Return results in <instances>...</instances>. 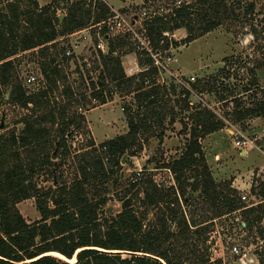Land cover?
Wrapping results in <instances>:
<instances>
[{
	"label": "trees",
	"instance_id": "1",
	"mask_svg": "<svg viewBox=\"0 0 264 264\" xmlns=\"http://www.w3.org/2000/svg\"><path fill=\"white\" fill-rule=\"evenodd\" d=\"M182 1L187 5L175 10L174 18L156 17L145 23L154 48L162 41L161 48L167 49L162 34L179 29L186 33L184 41L191 43L217 29L223 16L235 18V3L237 9L241 7L240 2L228 0ZM252 11L250 3L243 15ZM109 14L108 6L98 0H49L43 7L36 0H0V105L25 111L16 122L19 131L0 134V264H69L66 261L74 257V264H220L209 263L205 245L209 221L245 205L230 182H214L199 141L223 130L224 123L211 110L189 108L190 91L156 85L153 69L127 76L119 53L132 50L124 39L106 38L104 27L99 35L106 40L107 51L102 53L93 46L91 66L84 59L77 64L74 55L65 56L70 49L67 36L99 24ZM25 55L35 59L39 71L34 89L23 85L18 72ZM137 63L139 67L148 65L147 60ZM70 64L74 70L68 74ZM91 73H97L95 82ZM73 75L77 78L70 80ZM250 86L257 87L254 81ZM189 88L207 92L209 85L207 80H197ZM112 93L131 98L121 108L127 131L98 146L89 141V150L71 156L69 142L84 123L83 110L106 105ZM257 95L245 102L230 95L220 96L218 101L230 103V120L238 124L264 117V99ZM175 96L178 99L171 102L170 97ZM184 112L189 113V129L182 122ZM177 121L182 122L181 134L188 136L183 151L155 168L169 172L174 186L157 187L151 177L144 176V169L128 182V190L118 199L120 213L101 218V208L125 155L134 156L135 148L140 151L141 139L155 137L161 144L166 125ZM69 159L76 171L70 184L58 174ZM44 171L51 175L53 189L39 188L37 180ZM255 183L250 194L264 200V181ZM28 200L34 201L39 215L32 223L16 208ZM240 213L251 237L254 226L264 218V204ZM258 229L255 237L263 241L264 228ZM258 259L264 264V246Z\"/></svg>",
	"mask_w": 264,
	"mask_h": 264
},
{
	"label": "rangeland",
	"instance_id": "2",
	"mask_svg": "<svg viewBox=\"0 0 264 264\" xmlns=\"http://www.w3.org/2000/svg\"><path fill=\"white\" fill-rule=\"evenodd\" d=\"M41 5L48 1L37 0ZM173 0H162L151 2V7L165 6L171 4ZM229 2H240V9L234 6L235 18L223 16L221 25L209 34L197 40L186 43V33L183 29L176 30L174 41L172 42L171 53L176 58L174 71L180 72L183 78L195 77L197 80H207L209 89L207 92H194L189 99V108L207 109L211 107L224 123V129L213 135L200 140L201 151L204 156L205 164L208 167L214 182L222 185L230 182L231 188L238 194H248L252 183L257 180L262 181L264 177V156L256 149H246V156L233 147L231 131L240 132L247 139L254 141L256 147L264 149V117L252 118L244 122L234 124L230 120L232 108L230 103L219 102V97L235 96L243 99L257 93V98L264 99V0H228ZM106 4L114 9H118L124 4L119 0H105ZM140 0H127L128 9L123 10L127 15L139 14L143 6H149L150 2L140 4ZM253 3L252 14L244 16L243 13L248 4ZM152 11V10H151ZM61 14L59 13V16ZM250 16V17H249ZM254 33H253V32ZM70 49L73 50L77 64L80 60L91 66L89 55L94 43L83 44L80 35L65 40ZM177 44V45H174ZM90 48V49H89ZM93 48V49H92ZM107 51L103 45V52ZM120 58L131 55V53H119ZM130 57L124 58V63L130 61ZM135 57V56H134ZM18 72L23 80L28 74L39 75L36 61L29 55L23 57ZM137 63V62H136ZM68 74L73 73L74 65L70 64ZM127 76H131L124 72ZM138 73H133L136 75ZM90 77L95 82L97 73H91ZM77 77L73 75L70 80ZM254 81L257 87L250 86ZM173 85L167 83L166 86ZM175 86V85H174ZM36 88V87H35ZM34 89V87H31ZM247 90V91H246ZM5 100L8 98L4 94ZM88 93H86V96ZM7 96V97H6ZM171 102L178 98L170 97ZM130 97H122L117 93H112V99L103 108L87 111L83 110L84 123L77 130L69 142L71 156L75 152L86 149L89 141L95 146L123 135L126 129V121L123 117L121 108L130 101ZM99 108V107H98ZM25 114V111L16 106L7 104L0 105V134L8 130L19 131L21 126L16 122ZM189 113H182L183 124L189 129L187 117ZM182 122H175L172 126L166 125V132L161 144L155 137L144 141H139L140 151L135 148V155H125L120 163L118 173L115 177V184L109 188L107 201L101 208V218H111L120 213L121 202L118 200L123 192L128 190V182L132 178H138V174L146 169V178L151 177L157 187L168 188L174 186L173 176L166 170L155 169L162 163H168L175 159L183 151V147L188 138L182 135ZM4 126V129H3ZM60 160V159H59ZM57 160V162H59ZM58 174L63 176V181L69 183L76 175L75 165L69 159L58 169ZM190 174H187L188 177ZM39 188H54L51 182V175L47 172L40 174L37 180ZM256 184V183H255ZM248 186V187H247ZM187 189V188H186ZM193 196H196L194 194ZM142 197V195H141ZM17 210L27 223L35 222L39 215L35 210L34 201L28 200L16 206ZM150 218V217H149ZM264 226V221L262 223ZM263 228V227H260ZM258 225L254 226L252 236L246 242L252 243L254 252L258 255L263 250L264 243L255 239L254 232L258 231ZM259 239V238H258ZM235 240V239H234ZM238 242V239L235 240ZM123 258L126 255H122ZM68 262V261H67ZM70 264V263H69Z\"/></svg>",
	"mask_w": 264,
	"mask_h": 264
},
{
	"label": "built area",
	"instance_id": "3",
	"mask_svg": "<svg viewBox=\"0 0 264 264\" xmlns=\"http://www.w3.org/2000/svg\"><path fill=\"white\" fill-rule=\"evenodd\" d=\"M98 1L106 4L103 0ZM151 2L147 7L143 6L139 14L132 15H127L124 11L113 9L106 4L110 10L108 17L99 24L85 29H93V31L95 29V37L92 38L89 34L87 37L83 36L82 39H87L91 43L93 42L94 45L104 53L103 45H105L107 49V43L106 40L99 35L100 28L104 27L106 29V38H121L126 41L127 46L131 48L136 58V62H138V60L148 61V65L143 67H139L138 63H136L137 69L135 73L153 69L155 71L153 80L156 85H166L169 82L190 91L192 95L194 92L190 90L189 85L194 84L196 78H183L180 72L174 71L173 69L177 61L171 53L170 48L174 41L175 31L171 33L164 32L162 34V37L167 39V49L161 48L162 41L158 48H154L144 26L145 23L150 22L156 17H161L164 20H166V18H174L175 10L182 6H186L187 2L176 0L175 2H171V4L158 7H151ZM71 55H74L73 50H66L65 56L69 57ZM39 78V75L35 76L33 74H28L25 79H23V85L28 89H31V87L35 88L38 85ZM144 83L147 85L149 81ZM208 109L211 110V107ZM231 136L233 137V147L240 153L246 152V149L254 148L264 156L263 147H256L254 141L247 139L240 132H236L235 134V132L231 131ZM262 181H264V177H262ZM239 198L245 205L242 210L228 213L209 221L210 228L206 234L205 242L209 263L218 261L220 264H259L258 255L254 252V247L252 246L254 244L246 242L249 237L248 234H246V224L240 212L250 208L256 209L258 206L264 204V200L259 198L257 194L251 195L250 192H248V194H239ZM263 221L264 218L261 220L260 224H258L259 228H264L262 225ZM254 234L256 236L255 232ZM234 239H238V242H235ZM254 240L259 239L255 237ZM261 242L263 243L264 240L260 241V243Z\"/></svg>",
	"mask_w": 264,
	"mask_h": 264
},
{
	"label": "crops",
	"instance_id": "4",
	"mask_svg": "<svg viewBox=\"0 0 264 264\" xmlns=\"http://www.w3.org/2000/svg\"><path fill=\"white\" fill-rule=\"evenodd\" d=\"M46 1H48L45 5H47L48 3H49V0H46ZM77 1H90V0H70V2H77ZM104 2H105V0H103ZM119 1H121L123 4H124V6H122V7H120V8H118L119 10H121V11H123V10H127L128 9V4H127V0H119ZM140 1H142L140 4H145V3H147V2H151L152 0H140ZM36 2L38 3V5L40 6V7H43V6H45V5H41L37 0H36ZM106 3V2H105ZM111 7V6H110ZM111 8H113V7H111ZM114 9V8H113ZM63 16V15H62ZM85 29H87V28H85ZM85 29H83V30H80V31H78V32H75V33H73V34H71V35H69V36H67L66 37V40H68V39H70V38H72V37H75V36H78V35H80V37L82 38L83 36H88L89 34V36H91V34H92V32H93V29H88V30H85ZM89 41V40H88ZM88 41H87V39L86 40H83V44H86V43H88ZM89 43H91V42H89ZM90 49V48H89ZM128 54V53H127ZM132 54V53H131ZM131 55H128V56H125L124 58H126V57H130ZM124 58L123 59H121V65H122V68H123V70H124V72H126L127 74H129V75H131L132 76V74L133 73H135L136 72V58L134 57V56H131V59H130V61H127L126 63H124ZM104 106H106V105H104ZM104 106H101V107H99V108H95V109H93V110H97V109H100V108H103ZM93 110H90V112L91 111H93ZM263 131H264V129H263ZM241 155H245L246 156V152H241ZM264 169V168H263ZM248 187V186H247Z\"/></svg>",
	"mask_w": 264,
	"mask_h": 264
},
{
	"label": "bare ground",
	"instance_id": "5",
	"mask_svg": "<svg viewBox=\"0 0 264 264\" xmlns=\"http://www.w3.org/2000/svg\"><path fill=\"white\" fill-rule=\"evenodd\" d=\"M50 256H52V257H55V258H58V259H63V257H60L59 255H57V254H49ZM64 260V259H63ZM67 262V261H66ZM68 263H70V264H74L75 263V259L73 258L72 260H69L68 261Z\"/></svg>",
	"mask_w": 264,
	"mask_h": 264
},
{
	"label": "water",
	"instance_id": "6",
	"mask_svg": "<svg viewBox=\"0 0 264 264\" xmlns=\"http://www.w3.org/2000/svg\"><path fill=\"white\" fill-rule=\"evenodd\" d=\"M58 20H59V23H61V21L63 20V16L62 15H60V16H58ZM8 96V95H7ZM6 96V97H7ZM64 259V258H63ZM62 259V260H63ZM74 259H75V257H74ZM63 261H66L65 259L63 260ZM76 261V260H75Z\"/></svg>",
	"mask_w": 264,
	"mask_h": 264
}]
</instances>
